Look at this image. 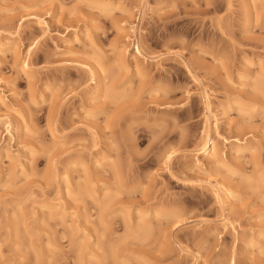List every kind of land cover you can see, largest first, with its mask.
Segmentation results:
<instances>
[{"label":"rangeland","instance_id":"rangeland-1","mask_svg":"<svg viewBox=\"0 0 264 264\" xmlns=\"http://www.w3.org/2000/svg\"><path fill=\"white\" fill-rule=\"evenodd\" d=\"M0 264H264V0H0Z\"/></svg>","mask_w":264,"mask_h":264},{"label":"bare ground","instance_id":"bare-ground-1","mask_svg":"<svg viewBox=\"0 0 264 264\" xmlns=\"http://www.w3.org/2000/svg\"><path fill=\"white\" fill-rule=\"evenodd\" d=\"M239 149L241 150L242 148ZM208 151H213L218 156V146L216 145L214 140H211V142L208 141L204 144L202 152L207 153Z\"/></svg>","mask_w":264,"mask_h":264}]
</instances>
